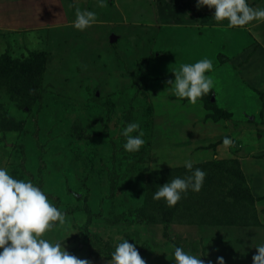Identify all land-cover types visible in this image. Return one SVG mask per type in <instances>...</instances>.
<instances>
[{
    "label": "rangeland",
    "instance_id": "obj_1",
    "mask_svg": "<svg viewBox=\"0 0 264 264\" xmlns=\"http://www.w3.org/2000/svg\"><path fill=\"white\" fill-rule=\"evenodd\" d=\"M77 8L95 22L73 27ZM213 11L196 0H0V166L65 212L46 238L91 264L125 237L147 264H173L177 245L252 264L264 239V19L229 26ZM205 56L214 89L195 104L177 97L172 69ZM133 120L146 143L130 152L122 128ZM185 158L206 171L201 189L172 206L153 199L189 173Z\"/></svg>",
    "mask_w": 264,
    "mask_h": 264
},
{
    "label": "clouds",
    "instance_id": "obj_2",
    "mask_svg": "<svg viewBox=\"0 0 264 264\" xmlns=\"http://www.w3.org/2000/svg\"><path fill=\"white\" fill-rule=\"evenodd\" d=\"M101 6L107 0H97ZM197 7L207 5L214 9L212 15L216 21L227 19L229 26H243L253 20L264 19V7H254L249 0H196ZM97 13L91 9L77 8L73 27L85 29L96 20ZM213 68L211 58L205 56L192 62H184L173 68L174 79L166 82L177 97L188 98L195 104L198 97L214 89V79L208 74ZM125 137L123 148L127 151H139L146 143L144 129L140 122L133 120L122 128ZM223 143H233L230 136L223 137ZM172 166V164L167 160ZM183 165L189 169L187 175H177L153 192V199L163 198L169 205L186 195L188 190L199 191L204 183L206 171L194 167L191 158L183 159ZM156 168V167H154ZM66 222V214L49 198L48 192L32 179L14 176L8 167L0 166V264H91L89 258H81L70 252L60 239L46 238L44 233ZM257 251L253 254L252 264H264V239L254 243ZM173 264H214L209 259H201L175 246ZM219 264H225V258L216 257ZM107 264H147L135 243L126 237L114 246Z\"/></svg>",
    "mask_w": 264,
    "mask_h": 264
},
{
    "label": "crops",
    "instance_id": "obj_3",
    "mask_svg": "<svg viewBox=\"0 0 264 264\" xmlns=\"http://www.w3.org/2000/svg\"><path fill=\"white\" fill-rule=\"evenodd\" d=\"M203 15V17L200 19L201 21H200V23H201V25H203V24H207V21H208V19H207V14L206 13H204V14H202ZM204 37H206V35L204 36ZM249 54V53H248ZM234 58H235V56H234Z\"/></svg>",
    "mask_w": 264,
    "mask_h": 264
},
{
    "label": "trees",
    "instance_id": "obj_4",
    "mask_svg": "<svg viewBox=\"0 0 264 264\" xmlns=\"http://www.w3.org/2000/svg\"><path fill=\"white\" fill-rule=\"evenodd\" d=\"M138 67H139V66H137V68H138ZM133 78H134V81H135L136 83H138V84H137V87H140L141 85H143L142 82L138 79L137 76H133ZM113 184H114V182H111L112 188H114Z\"/></svg>",
    "mask_w": 264,
    "mask_h": 264
},
{
    "label": "water",
    "instance_id": "obj_5",
    "mask_svg": "<svg viewBox=\"0 0 264 264\" xmlns=\"http://www.w3.org/2000/svg\"><path fill=\"white\" fill-rule=\"evenodd\" d=\"M115 38H117V36H114V35L111 36L112 40H114Z\"/></svg>",
    "mask_w": 264,
    "mask_h": 264
}]
</instances>
